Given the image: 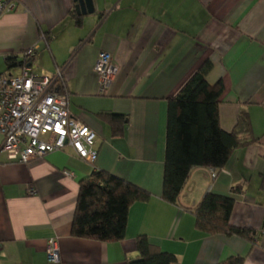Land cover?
Segmentation results:
<instances>
[{"label": "crops", "instance_id": "crops-1", "mask_svg": "<svg viewBox=\"0 0 264 264\" xmlns=\"http://www.w3.org/2000/svg\"><path fill=\"white\" fill-rule=\"evenodd\" d=\"M93 1L94 13L79 15L75 0H18L0 16V59L22 61L35 48L36 74L62 68L71 114L96 132L98 150L93 164L69 145L26 164L0 152V264H53L51 238L58 264H124L138 257L140 235L175 254V264L232 256L264 264V0ZM101 51L118 66L106 93L96 70ZM207 60V81L224 84L222 129L232 131L244 109L255 140L234 151L211 188L208 167L192 168L177 203H169L162 197L168 100ZM101 112L128 115L122 132L114 134ZM98 169L151 193L130 207L123 240L72 235L80 181ZM208 192L235 198L230 222L250 238L197 228L193 212Z\"/></svg>", "mask_w": 264, "mask_h": 264}, {"label": "trees", "instance_id": "trees-1", "mask_svg": "<svg viewBox=\"0 0 264 264\" xmlns=\"http://www.w3.org/2000/svg\"><path fill=\"white\" fill-rule=\"evenodd\" d=\"M76 23L81 24V16ZM26 52H24L25 54ZM27 58L28 62L34 59ZM24 58V55H23ZM16 55L6 57L9 68L23 65ZM212 69L211 61H205L184 84L182 89L168 100L167 138L164 161L162 197L169 203H177L179 195L192 168L197 166L222 168L241 145L255 140L249 114L241 110L232 131L220 125V97L224 84L220 80L210 84L206 76ZM59 92L65 87L58 83ZM101 118L111 123L114 134L122 132L128 115L101 112ZM151 193L108 170L98 169L80 181L79 195L72 222V235L78 238L114 242L123 240L128 226L129 209L135 202L147 201ZM235 198L208 192L194 210L197 228L209 234L238 235L250 238L251 231L233 226L230 222ZM139 255L124 264H175L177 256L162 250L146 235L136 241ZM244 257L232 256L217 264H243Z\"/></svg>", "mask_w": 264, "mask_h": 264}, {"label": "built area", "instance_id": "built-area-1", "mask_svg": "<svg viewBox=\"0 0 264 264\" xmlns=\"http://www.w3.org/2000/svg\"><path fill=\"white\" fill-rule=\"evenodd\" d=\"M18 0H0V16L17 7ZM35 48L24 54L18 75H0V152L9 160L30 163L47 154L71 146L77 156L93 164L98 157L96 132L70 111V97L66 90L63 69L52 75H38L31 62ZM100 93H106L112 85L118 66L113 55L101 51L96 62ZM65 92H59V84ZM222 168L208 167L209 188ZM71 175V172H65ZM30 193H35L30 187ZM48 259L60 263V249L55 238L48 241Z\"/></svg>", "mask_w": 264, "mask_h": 264}, {"label": "water", "instance_id": "water-1", "mask_svg": "<svg viewBox=\"0 0 264 264\" xmlns=\"http://www.w3.org/2000/svg\"><path fill=\"white\" fill-rule=\"evenodd\" d=\"M76 11L79 15L81 14H92L95 11L94 1L93 0H75Z\"/></svg>", "mask_w": 264, "mask_h": 264}, {"label": "rangeland", "instance_id": "rangeland-1", "mask_svg": "<svg viewBox=\"0 0 264 264\" xmlns=\"http://www.w3.org/2000/svg\"><path fill=\"white\" fill-rule=\"evenodd\" d=\"M20 58H22V57H20ZM18 61H20V59H18ZM33 71L36 73V68L33 69ZM5 72L7 74L12 73L14 75H18L19 72H20V68L17 67V66L16 67L9 68L8 65H7V63H6V61H5V59L2 58V59H0V74L1 73H5Z\"/></svg>", "mask_w": 264, "mask_h": 264}]
</instances>
